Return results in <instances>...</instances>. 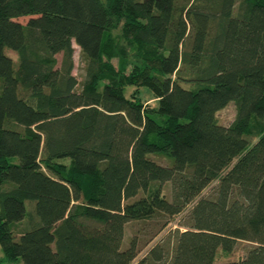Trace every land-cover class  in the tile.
Listing matches in <instances>:
<instances>
[{"label": "trees", "instance_id": "obj_1", "mask_svg": "<svg viewBox=\"0 0 264 264\" xmlns=\"http://www.w3.org/2000/svg\"><path fill=\"white\" fill-rule=\"evenodd\" d=\"M0 244V264H264V0H0Z\"/></svg>", "mask_w": 264, "mask_h": 264}, {"label": "rangeland", "instance_id": "obj_2", "mask_svg": "<svg viewBox=\"0 0 264 264\" xmlns=\"http://www.w3.org/2000/svg\"><path fill=\"white\" fill-rule=\"evenodd\" d=\"M29 19V17H20L18 20H20L21 22L25 23L27 22ZM121 29H117L114 31V35L119 36ZM74 47H75V63H76V68H75V74L79 77V79H82V63L80 61V46L74 42ZM9 55H11L13 58H17V55L15 52L9 50L7 51ZM58 58L61 60L62 58V54L58 55ZM115 64H118V59H114ZM131 92V90H130ZM150 96H146L147 102L146 104L148 105H154L156 104V100L152 99ZM236 113H237V106L235 102H230L225 108L221 109L218 113H217V117L218 120L221 124L224 125H229L231 124L235 117H236ZM157 159L160 161V163L163 164H169V160L168 158L164 157V156H158ZM163 192L170 197L171 196V187H170V183H166L164 184L163 187ZM209 189H207L204 193H206ZM31 202L27 201V207H29ZM180 219V216L175 219L172 223H170V225H168L152 242L149 243V245H147L146 247L143 248L142 252L139 254V256L137 257V260H139L143 255H145L148 250L152 247V245L157 242L162 236H164L165 234H167L170 229H174L176 227L179 226L178 221ZM141 226V223L138 222H132L130 224L127 225L126 230H125V237H124V246H127L129 244L130 238L137 233V231L139 230ZM151 226V225H150ZM149 226V227H150ZM24 227V223L19 224V228L22 229ZM148 227V228H149ZM17 229V228H16ZM13 231L14 234L16 233L13 227ZM249 246V243L246 241H242L238 244V246L229 253H225L223 251H220L218 254V259L217 262L219 263H226L232 260H236L239 259L241 257H243L247 251V248ZM4 258V251L2 248V245L0 244V259ZM18 264H22V263H18Z\"/></svg>", "mask_w": 264, "mask_h": 264}]
</instances>
